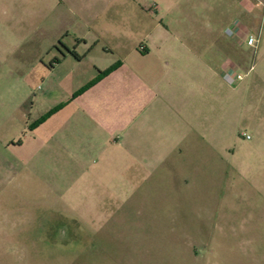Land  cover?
Returning <instances> with one entry per match:
<instances>
[{
	"label": "rangeland",
	"instance_id": "1",
	"mask_svg": "<svg viewBox=\"0 0 264 264\" xmlns=\"http://www.w3.org/2000/svg\"><path fill=\"white\" fill-rule=\"evenodd\" d=\"M38 1L14 9L17 32L0 49V264H264V113L248 88L256 72L245 77L264 54V0H72L73 14ZM235 22L263 41L241 48V81L217 85V156L186 153L184 167L137 185L112 154L90 151L73 106L56 109L95 57L191 46V34L228 45ZM68 50L84 62L56 66Z\"/></svg>",
	"mask_w": 264,
	"mask_h": 264
},
{
	"label": "crops",
	"instance_id": "2",
	"mask_svg": "<svg viewBox=\"0 0 264 264\" xmlns=\"http://www.w3.org/2000/svg\"><path fill=\"white\" fill-rule=\"evenodd\" d=\"M28 1L33 7L38 6V0ZM60 1L73 14L72 0ZM239 1L243 4L244 0ZM24 5L25 0H0V49L6 48L9 37L17 32L14 9ZM247 21L258 25V19ZM215 37L213 33L187 35L192 40L191 46L183 43L182 47L171 50L147 44L143 50L134 48L111 63L95 57L90 73L81 71L69 76L68 83L73 89L69 99L56 109L62 111L73 106L69 114L90 136V151L101 153L103 158L112 154L111 160L130 171V182L137 185L150 183L163 170L184 167L186 153L194 155L207 150L217 156L209 136L210 117L216 112L218 100L217 85L226 86L225 74L239 73L247 57L244 59L241 53L246 44L243 38H230L228 45H218ZM261 37L260 32L259 41ZM202 40L213 42L202 49ZM81 41L88 44L85 39ZM94 43L97 45L99 41ZM248 47L254 54L259 51V46ZM70 51L55 60L56 66L73 57L77 67L85 56H93L95 49L84 57L75 50L80 59ZM115 65L113 72L103 75ZM253 68L248 69L245 77L256 72L248 88L250 97L256 99V107L259 105L254 109L263 114L264 54ZM224 100L226 103V97ZM257 119H264V115Z\"/></svg>",
	"mask_w": 264,
	"mask_h": 264
},
{
	"label": "built area",
	"instance_id": "3",
	"mask_svg": "<svg viewBox=\"0 0 264 264\" xmlns=\"http://www.w3.org/2000/svg\"><path fill=\"white\" fill-rule=\"evenodd\" d=\"M256 8L263 10L264 9V4L260 1H257ZM246 28L242 25L241 22H235V24L227 30V36L229 38H243L244 43H246L250 47H258L259 44V38L253 36V35H244ZM225 80L227 83L230 85L235 84L237 81H241L244 77L242 75H233L232 73H227L225 74ZM249 139V137H247Z\"/></svg>",
	"mask_w": 264,
	"mask_h": 264
},
{
	"label": "trees",
	"instance_id": "4",
	"mask_svg": "<svg viewBox=\"0 0 264 264\" xmlns=\"http://www.w3.org/2000/svg\"><path fill=\"white\" fill-rule=\"evenodd\" d=\"M70 54H72L74 57L80 59V57H78L74 51H70ZM116 68H117V65L113 66V67L110 68L107 72L103 73V75L105 76V75L110 74V73L113 72Z\"/></svg>",
	"mask_w": 264,
	"mask_h": 264
}]
</instances>
